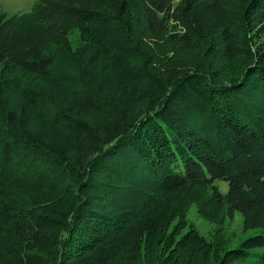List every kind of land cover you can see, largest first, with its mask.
I'll use <instances>...</instances> for the list:
<instances>
[{
  "label": "trees",
  "instance_id": "obj_1",
  "mask_svg": "<svg viewBox=\"0 0 264 264\" xmlns=\"http://www.w3.org/2000/svg\"><path fill=\"white\" fill-rule=\"evenodd\" d=\"M30 2L0 11V264H264V0Z\"/></svg>",
  "mask_w": 264,
  "mask_h": 264
},
{
  "label": "rangeland",
  "instance_id": "obj_2",
  "mask_svg": "<svg viewBox=\"0 0 264 264\" xmlns=\"http://www.w3.org/2000/svg\"><path fill=\"white\" fill-rule=\"evenodd\" d=\"M32 0H0V11L5 12L6 14H13L21 11H26L30 5ZM77 33H72L70 35L72 40H75ZM63 68V65L59 66V68ZM221 189H225V184H220ZM188 223H191L192 226L197 230L199 234L204 236L206 239L210 240L213 235L214 225L205 222L202 218H200L195 209L193 207L190 208L187 214ZM226 242L234 246L241 241L248 232H244L242 230V221L241 216L239 214H235L233 218V224L224 234ZM260 250H256V253H259ZM261 252V251H260Z\"/></svg>",
  "mask_w": 264,
  "mask_h": 264
}]
</instances>
